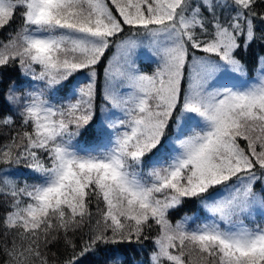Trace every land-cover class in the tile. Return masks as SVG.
I'll return each instance as SVG.
<instances>
[{
	"label": "snow or ice",
	"instance_id": "1",
	"mask_svg": "<svg viewBox=\"0 0 264 264\" xmlns=\"http://www.w3.org/2000/svg\"><path fill=\"white\" fill-rule=\"evenodd\" d=\"M261 5L0 0V30L22 20L0 40V264H51L58 240L60 264H134L115 246L149 240L148 264H264V55L252 79L241 58ZM190 202L206 218L173 223Z\"/></svg>",
	"mask_w": 264,
	"mask_h": 264
},
{
	"label": "trees",
	"instance_id": "2",
	"mask_svg": "<svg viewBox=\"0 0 264 264\" xmlns=\"http://www.w3.org/2000/svg\"><path fill=\"white\" fill-rule=\"evenodd\" d=\"M257 11H264V5H261L260 7L257 8ZM22 23V20L19 15L16 16V18L13 20L10 26L5 27L3 30H0V40H7L9 38V34L14 33V31L20 26ZM114 49H111L109 53H107L108 56H110L113 53ZM264 55V46H262L261 42L257 41L252 45V47L249 49L248 53L243 55L241 58L244 60V62L247 64L248 69L253 70L257 66V60L256 57ZM140 68L143 71L149 72L150 69L147 68V66L144 65L143 62L138 63ZM100 76H99V85L100 88H103V68L98 69ZM10 76H11V82H16L19 84L20 81H26L27 77L23 75V73L20 71L18 65L15 66L11 71H10ZM102 103V101H100ZM3 103V96L2 93H0V104ZM10 130L7 128L0 129V144H3L6 142L7 139L10 138ZM92 147L99 148V145H92ZM4 167V166H0ZM17 176L22 180L24 178H28L29 182H31V177L28 175L27 171L21 168L20 172L17 173ZM92 210L95 212L96 206L95 203L92 205ZM4 212V198L0 197V215H2ZM188 215V216H199V219L196 220V223L202 222L203 219L206 218V215H204L203 209H201L198 204L195 202H190L186 203L185 207L182 209L178 210L177 212L173 213V215L170 217L172 219V222L175 223L177 220L182 219L183 216ZM195 224L190 223V227H194ZM85 232L87 229L85 228ZM156 235V230H153V232L150 234V236L154 237ZM71 238L77 243L81 244L82 241L80 239L81 233H77L75 235L70 234ZM85 239H87V236H84ZM112 247V246H108ZM117 248H125L129 247V252L128 256L129 259L134 261V264H148V253L153 249V245L151 243V240L146 241L144 248L146 250L144 251H133L132 249L134 248H139V246L133 245V246H123V245H117L115 246ZM70 254L69 250H67L63 244L62 240H58L54 244H50L48 246V256L50 258L51 264H60V261L63 259H66L68 255ZM103 255V253H102ZM106 258V257H105Z\"/></svg>",
	"mask_w": 264,
	"mask_h": 264
},
{
	"label": "rangeland",
	"instance_id": "3",
	"mask_svg": "<svg viewBox=\"0 0 264 264\" xmlns=\"http://www.w3.org/2000/svg\"><path fill=\"white\" fill-rule=\"evenodd\" d=\"M115 52V49L113 50V53ZM112 53V54H113ZM111 54V55H112ZM107 55V54H106ZM111 55L109 57H111ZM108 56V55H107ZM139 62H143L145 66H147L149 70V73L153 70L154 68V64L151 62V60L149 59V56H148V53H147V50L146 49H141V50H138V53H137V63ZM257 67V66H256ZM256 68H254L253 70L250 71V69H248V79H252L253 77V74H254V70ZM102 74H103V71H102ZM103 83H104V80H103ZM204 211V210H203ZM204 215H206V213L204 212ZM195 217V216H193Z\"/></svg>",
	"mask_w": 264,
	"mask_h": 264
}]
</instances>
